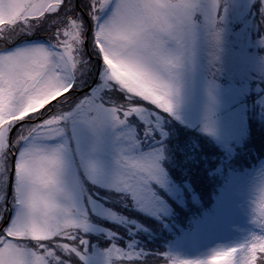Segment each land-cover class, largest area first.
Returning a JSON list of instances; mask_svg holds the SVG:
<instances>
[{
  "label": "snow or ice",
  "instance_id": "1",
  "mask_svg": "<svg viewBox=\"0 0 264 264\" xmlns=\"http://www.w3.org/2000/svg\"><path fill=\"white\" fill-rule=\"evenodd\" d=\"M218 4L0 0V264H264V181L258 230L197 258L148 250L151 229L115 207L166 214L155 133L201 30L219 46Z\"/></svg>",
  "mask_w": 264,
  "mask_h": 264
},
{
  "label": "rangeland",
  "instance_id": "2",
  "mask_svg": "<svg viewBox=\"0 0 264 264\" xmlns=\"http://www.w3.org/2000/svg\"><path fill=\"white\" fill-rule=\"evenodd\" d=\"M204 3L206 7L210 6L211 0H204ZM218 14L216 27L220 29L221 34L219 46L216 47L215 42L201 30L194 61L183 76L180 93L176 99L175 115L161 112L165 117L160 129L155 133L160 142L167 139L163 143L167 165L165 161H162V164L165 168L168 165L172 168V176L177 184L172 183L170 179L172 194H162L168 204L166 214L171 207V214H175V218L178 213L189 207L185 202L187 199L192 201V207L205 204L201 203L193 189L186 193V184L180 180L175 181L180 178L181 173L186 176L195 170L194 175L200 173L198 168L193 167L195 164L192 165L198 163L197 161H189L192 166H186L187 156L193 155L191 149L198 143L209 149L211 146L207 144L208 136L219 142V147L220 143L227 147L232 143L234 145L243 136L247 117L252 112L251 116L258 122L264 117V0H219ZM144 106L158 111L147 103ZM260 108L262 111L257 113ZM206 123L210 124L213 131H205ZM194 126L199 127L197 132L193 131ZM173 134L176 137H171ZM181 137H186L189 142L185 154V148L180 146ZM169 138L172 139L171 142ZM177 151L181 152V157L187 159H177ZM193 159L196 157L193 156ZM249 159L255 162L256 157L253 154ZM261 160L250 167L231 169L228 173L229 178L232 176L229 183L225 185V181L222 186L218 185L219 194L209 195V199L214 197L215 199L211 200L217 203L214 206H204V211H193L187 215L183 221V225L187 223L186 227L178 224L177 229L178 225L174 222L171 227L181 234L174 236L175 239L167 240L171 245L164 249L182 258L202 257L217 247L234 244L244 239L251 231L258 230L253 223V217L255 201L259 196L258 190L264 181V158ZM219 169L220 166L210 175H220ZM205 171L208 172V168ZM188 194L193 198L187 197ZM115 207L117 211L143 221L151 229V239H147V236L145 239L148 250L156 251L158 237L162 238L160 232L170 228L167 226L169 220L166 215L162 214V219L145 218L119 206ZM104 226L113 228L120 234L124 233L122 228L110 223L104 222ZM147 261L148 264H153L155 258L149 257Z\"/></svg>",
  "mask_w": 264,
  "mask_h": 264
},
{
  "label": "trees",
  "instance_id": "3",
  "mask_svg": "<svg viewBox=\"0 0 264 264\" xmlns=\"http://www.w3.org/2000/svg\"><path fill=\"white\" fill-rule=\"evenodd\" d=\"M256 110H257V106H256ZM261 111L262 109L260 108V110L257 113ZM251 115L247 117V123L245 127L246 129L243 136H241L239 141L237 143H234V145L232 143L227 147L225 146V144L220 143V147H219L218 145L219 142H217L212 136H208L209 141L207 142V144L208 146L209 145L211 146L208 147L209 149L198 143L195 148L191 149L193 155L187 156L188 159L186 157H181V152L177 151V156H179L177 159H183V158L187 159L188 162L186 166H192L195 164L193 167L198 168L197 169L198 172L200 173L202 172V173L201 174L199 173L200 175L199 174L194 175L196 170L190 172L188 176L184 175V173H181L180 178L175 179V181L178 182L180 180L181 183H183L184 185L186 184L184 187L185 188L184 192L186 193H189L191 189H193L198 199L201 201V203H205L204 206L207 205L214 206L215 201L211 199H215V198L213 197L209 199V195H211V193L219 194L220 193L219 187L222 186L225 181H226L225 185L229 183V180L232 178V176L229 178L230 174L228 173L231 169L235 170L236 168L250 165L251 159H249V157H251V155L253 154L256 157L254 161H256L257 163L261 162L262 161L261 159L264 158V117L260 118L261 122H258ZM198 128H199L198 126L197 127L194 126L193 131L195 130V132H197ZM171 137L174 138L176 136L173 134L171 135ZM166 140H162L161 143L162 144L165 143ZM179 140L181 141L180 143L181 148H185L183 149V153L185 154L188 151L189 142L188 140L186 141V137H181L179 138ZM171 141L172 139L169 138V142ZM193 156H195L196 159H193ZM212 158H214V160ZM194 160L197 161L198 163H193L192 165H190L191 163H189V161L193 162ZM181 164L185 165L184 163ZM165 165H167L166 161H165ZM218 166H220L219 171L221 174L216 177L214 175H210V173L216 171L215 169H218ZM207 168H208V172L207 171L205 172H207L208 175L205 174L204 172V170H207ZM166 169L168 171L171 182L173 183L174 178L172 176V172L174 171L169 165L167 166ZM185 181L186 183H184ZM206 194L208 195L206 196ZM187 197L193 198L190 194H188ZM210 200H211V204H210ZM185 202L189 205V207H186L181 213H178V216L176 218H175V214H171V212H173V209H171V207L169 208L170 209L169 212L165 214L169 220V224H167V226H169L170 228L169 230L160 232L162 233V235L160 236L162 238L158 237V241H157L158 245L156 244L157 245L156 252L165 251L164 247L166 246L168 247L170 245L169 243L170 241L167 240L171 238L173 239L175 235L180 233V232L177 233V231L175 232V229L171 227L174 222H176L177 225L179 224L180 226L186 227L187 223L183 225V221L187 218V215L192 214L191 212L193 211L199 213L201 210L204 211L206 208L202 205H200V207H195V206L192 207L193 206L192 201L188 199L185 200ZM179 225L177 229L179 228ZM164 237L165 239H163ZM93 241H95V238H93ZM146 262L147 264L149 263V261ZM153 264H165V261L155 258V262Z\"/></svg>",
  "mask_w": 264,
  "mask_h": 264
},
{
  "label": "flooded vegetation",
  "instance_id": "4",
  "mask_svg": "<svg viewBox=\"0 0 264 264\" xmlns=\"http://www.w3.org/2000/svg\"><path fill=\"white\" fill-rule=\"evenodd\" d=\"M54 102V101H53Z\"/></svg>",
  "mask_w": 264,
  "mask_h": 264
}]
</instances>
